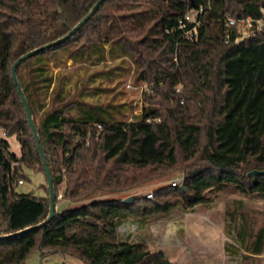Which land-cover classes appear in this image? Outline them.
<instances>
[{
    "label": "trees",
    "instance_id": "16d2710c",
    "mask_svg": "<svg viewBox=\"0 0 264 264\" xmlns=\"http://www.w3.org/2000/svg\"><path fill=\"white\" fill-rule=\"evenodd\" d=\"M97 1L0 0V264H26L34 251L84 264H171L144 239H120L119 225L174 206L192 211L225 192L264 202V0H104L53 46ZM199 9L198 40L190 42L178 21ZM228 14L260 20L261 29L253 23V33L240 38L226 25ZM47 45L15 70L52 178L55 213L37 227L49 214L47 182L44 198L12 186L27 179L25 170L45 173L11 67ZM107 58H128L135 83L150 87L130 121L121 105L115 114L89 103L84 87L72 94L67 75L53 73L60 62ZM173 171L182 173L180 185L159 188L153 198L85 203L98 191H127ZM59 201H66L61 210ZM251 237L245 251L260 254L264 229Z\"/></svg>",
    "mask_w": 264,
    "mask_h": 264
},
{
    "label": "rangeland",
    "instance_id": "374dc122",
    "mask_svg": "<svg viewBox=\"0 0 264 264\" xmlns=\"http://www.w3.org/2000/svg\"><path fill=\"white\" fill-rule=\"evenodd\" d=\"M233 28L240 38L250 35V27L245 19H236ZM53 73L67 75L65 89L75 93L84 87L83 97L89 103L99 104L107 110L117 113L116 107L122 110L130 121L135 113L146 105V95L150 93L147 83H135L134 65L128 58L106 59L99 64L90 62L59 63ZM180 91V87H178ZM0 131V137H1ZM10 151L19 154L18 144L14 138L8 139ZM27 179L16 185L14 190L19 194H33L35 197H46L44 174L25 170ZM162 177L144 183L140 187L122 192L94 193L85 203L105 199H126L146 196L164 186H171L173 181L182 182L180 171H173ZM64 184L60 186V196ZM61 199V198H60ZM59 199V200H60ZM238 195L225 192L218 195L212 203L197 205L192 211H183L174 206L169 213L155 216L148 221L124 220L118 227L120 239L139 243L144 239L146 247L152 251H161L171 264H264V241L260 254L254 255L245 251L258 230L264 229V202L241 199ZM234 203V204H233ZM79 204L67 205L74 208ZM66 206V201H59L57 210ZM235 214L232 215V212ZM247 224L248 231L244 226ZM26 264H84L81 261L61 254H45L34 251Z\"/></svg>",
    "mask_w": 264,
    "mask_h": 264
},
{
    "label": "water",
    "instance_id": "95a60500",
    "mask_svg": "<svg viewBox=\"0 0 264 264\" xmlns=\"http://www.w3.org/2000/svg\"><path fill=\"white\" fill-rule=\"evenodd\" d=\"M103 2H104V0H98L95 3V5L93 6V8L90 10V12L66 36H64L61 39H59L58 41L52 43V45L55 46L57 44H60L64 40L68 39L71 35H73L95 13V11L99 8V6ZM52 45L43 46V47L37 48V49H35L33 51H30V52L26 53L25 55L21 56L17 61H15V63L11 67V73H12V77H13L14 83H15L17 89H18V93H19V95L21 97V100H22V103H23V105L25 107L28 123H29L31 131L33 133V136H34V139H35V143L37 145V148H38V151H39L42 163H43L44 173H45V178H46L47 187H48V193H49L50 206H49L48 217L43 223H41L37 227H41V226L45 225L46 223H48L51 220V218L53 217L54 213H55L52 178H51V173H50L49 167H48L47 162H46L45 154H44V152L42 150V147L40 145V141H39V138H38V135H37V132H36V128H35L34 122L32 120L29 108L27 106L26 100H25V98L23 96L21 88H20V86L18 84V81L16 79L15 70H16L17 66L21 62H23L24 60L29 59L30 57H32V56H34V55H36V54H38V53H40L42 51H44L46 48H50ZM257 173H258L257 171H252V172L248 173V176H252V175H255ZM131 200H132L131 198L124 199V201L126 203H130Z\"/></svg>",
    "mask_w": 264,
    "mask_h": 264
},
{
    "label": "built area",
    "instance_id": "2783aa9c",
    "mask_svg": "<svg viewBox=\"0 0 264 264\" xmlns=\"http://www.w3.org/2000/svg\"><path fill=\"white\" fill-rule=\"evenodd\" d=\"M201 12H202L201 9H199L197 11H195V10L189 11L188 13L185 14L183 19L178 21V28H179L178 30H180L182 32V36L184 37V39H186V40H188L190 42H197V40H198L199 21L197 20L196 17ZM245 21H246L247 25L250 27V29H249L250 34L253 33V29H252L253 28V23L255 24L256 31H259L261 29L260 20L254 22L252 19L247 17V18H245ZM235 23H236V21L232 20L230 18H227V20H226V25L227 26H233ZM188 24H191V26L188 27ZM176 93H179V89H176ZM137 114H139V113H137ZM137 114L135 113V115H137ZM96 128L99 129V126H97ZM2 135H4V134H2ZM86 144H88V142H86ZM21 184H23V180H21V179H18L16 181L12 182V186L21 185ZM178 184H179L178 181H173L171 183V186L174 187V186H176ZM151 197H152L151 194L147 195V198H151ZM57 198L60 199L61 196L58 195Z\"/></svg>",
    "mask_w": 264,
    "mask_h": 264
}]
</instances>
